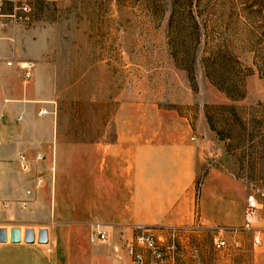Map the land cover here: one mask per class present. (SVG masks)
Returning a JSON list of instances; mask_svg holds the SVG:
<instances>
[{
	"label": "rangeland",
	"instance_id": "obj_1",
	"mask_svg": "<svg viewBox=\"0 0 264 264\" xmlns=\"http://www.w3.org/2000/svg\"><path fill=\"white\" fill-rule=\"evenodd\" d=\"M187 18L199 34L190 51ZM13 32L33 58L12 59L11 66L31 64V74L43 67L52 92L44 117L62 130L65 155L113 142L122 108L130 109V124L150 131L190 126L198 171L194 223L186 230L142 226L160 245L172 246L162 264H254L240 247L214 248L227 229L196 227L202 198L215 199L206 196L213 186L219 204L228 189L232 218L242 211L243 225L248 196L257 198V221L264 209V0H0V39ZM188 55L195 59L190 72L179 66ZM219 87L242 98L231 102ZM37 156L45 173L44 154L30 161ZM135 227L123 244L128 264L135 253L154 264L136 245Z\"/></svg>",
	"mask_w": 264,
	"mask_h": 264
},
{
	"label": "crops",
	"instance_id": "obj_2",
	"mask_svg": "<svg viewBox=\"0 0 264 264\" xmlns=\"http://www.w3.org/2000/svg\"><path fill=\"white\" fill-rule=\"evenodd\" d=\"M29 57L33 52L25 53L19 35H2L0 231L8 240L0 243V264H128L123 244L129 242L134 226L186 230L194 223L198 171L190 126L166 125L163 132L150 131L130 124V109L122 108L113 142L96 143L79 149L77 156H67L60 127L51 117L38 116L52 99L43 67L36 65L32 80L25 83L15 63L7 66L12 59ZM37 153L46 156L40 164L45 185L34 189L32 168L21 172L17 160L20 154L31 160ZM52 154L54 172L48 171ZM215 187L207 189L206 196L214 194L216 200L202 198L196 230L225 228V236L218 234L213 242L221 239L227 248L240 247L239 254L248 253L254 264H264V209L253 231L242 232L243 212L233 220L228 189L219 204ZM13 230L20 232L18 244L9 242ZM27 231L34 233L33 244L23 241ZM41 231L47 234L45 245L37 243ZM97 231L107 236L106 242L91 241Z\"/></svg>",
	"mask_w": 264,
	"mask_h": 264
},
{
	"label": "built area",
	"instance_id": "obj_3",
	"mask_svg": "<svg viewBox=\"0 0 264 264\" xmlns=\"http://www.w3.org/2000/svg\"><path fill=\"white\" fill-rule=\"evenodd\" d=\"M24 65L26 66L24 67ZM7 66H11V61L7 63ZM19 68L22 71L23 81L29 82L32 78L31 69L33 66L31 64H23ZM38 115L40 117H44L48 115V112L45 109H41ZM40 161H42V156H37L34 160L30 161L28 158H26V156L22 155L18 160V165L21 172H28L32 168L34 174V189H39L43 186L44 173L42 172V169L38 167ZM258 211L259 206L256 196H248L245 201L244 225L242 227V231L248 232L253 229V224L257 221ZM134 230L137 233L135 237L136 245L150 253L151 257L155 261L154 264H162L164 259V251L172 249V246L167 247L165 245H160L158 240H156L155 237L150 232H147L142 226H136ZM91 240L92 242L104 243L107 241V237L104 233L97 231L96 234L91 237ZM254 243L258 244L259 242L254 240ZM213 245L216 250H222L226 247L225 241L221 239L215 240ZM131 254L133 253L131 252ZM133 261L134 264H145L144 257L140 253L133 254Z\"/></svg>",
	"mask_w": 264,
	"mask_h": 264
},
{
	"label": "trees",
	"instance_id": "obj_4",
	"mask_svg": "<svg viewBox=\"0 0 264 264\" xmlns=\"http://www.w3.org/2000/svg\"><path fill=\"white\" fill-rule=\"evenodd\" d=\"M180 20V19H179ZM179 20H177V24H176V27H178V25H179ZM184 21H185V19H184ZM186 23L188 24V28H189V51L192 49V47H193V45L195 44V41H196V43H197V40H198V38H199V34H198V26H197V24L193 21V19L192 18H187V20H186ZM171 24V27H172V22L170 23ZM189 53V52H188ZM189 54H191V53H189ZM173 57H174V59H175V61H177V58H176V56H174L173 55ZM184 64L183 65H180L179 64V66L181 67V68H183V69H186V70H188L189 72L192 70V65H193V63L195 62V59H194V57L193 56H187V58H185L183 61H182ZM207 62H208V60H204L203 61V64L205 65L204 67H205V69H209L208 68V66H206V64H207ZM208 75V74H207ZM208 77H209V75H208ZM219 89L221 90V92H223L224 93V95L226 96V98L229 100V101H231V102H235V101H238V100H240L241 98H242V96H239V95H237V94H234V92L232 91V90H230V89H227V88H223V87H219ZM206 118H207V121H208V123H209V126H210V128L211 129H213V127H212V122H211V120H210V118L208 117V115L206 116Z\"/></svg>",
	"mask_w": 264,
	"mask_h": 264
},
{
	"label": "water",
	"instance_id": "obj_5",
	"mask_svg": "<svg viewBox=\"0 0 264 264\" xmlns=\"http://www.w3.org/2000/svg\"><path fill=\"white\" fill-rule=\"evenodd\" d=\"M23 241L25 244H33L35 241L34 233L32 231H27L24 233ZM7 242V235L5 231H0V243ZM9 242L11 244H18L20 242V232L18 230H13L10 233ZM37 243L39 245H45L47 243V234L45 231L39 232L37 236Z\"/></svg>",
	"mask_w": 264,
	"mask_h": 264
},
{
	"label": "bare ground",
	"instance_id": "obj_6",
	"mask_svg": "<svg viewBox=\"0 0 264 264\" xmlns=\"http://www.w3.org/2000/svg\"><path fill=\"white\" fill-rule=\"evenodd\" d=\"M21 231H23V230H21ZM23 235H24V233H23ZM22 236V235H21ZM8 240V239H7Z\"/></svg>",
	"mask_w": 264,
	"mask_h": 264
}]
</instances>
